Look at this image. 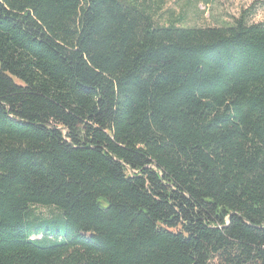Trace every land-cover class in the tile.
Listing matches in <instances>:
<instances>
[{
    "label": "trees",
    "instance_id": "1",
    "mask_svg": "<svg viewBox=\"0 0 264 264\" xmlns=\"http://www.w3.org/2000/svg\"><path fill=\"white\" fill-rule=\"evenodd\" d=\"M177 21L0 0V264H264V23Z\"/></svg>",
    "mask_w": 264,
    "mask_h": 264
},
{
    "label": "rangeland",
    "instance_id": "2",
    "mask_svg": "<svg viewBox=\"0 0 264 264\" xmlns=\"http://www.w3.org/2000/svg\"><path fill=\"white\" fill-rule=\"evenodd\" d=\"M141 1V0H140ZM151 12L155 25H167L172 21L176 26L203 27L230 25L239 15L249 23H264V0H144ZM40 219H51L56 213L54 207H34ZM51 230L64 231L59 222L49 225ZM212 264H218L214 261Z\"/></svg>",
    "mask_w": 264,
    "mask_h": 264
}]
</instances>
